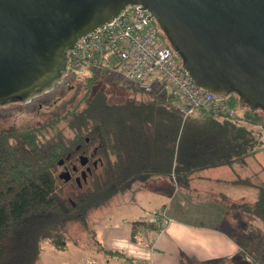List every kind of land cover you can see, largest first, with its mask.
<instances>
[{"label": "trees", "instance_id": "trees-1", "mask_svg": "<svg viewBox=\"0 0 264 264\" xmlns=\"http://www.w3.org/2000/svg\"><path fill=\"white\" fill-rule=\"evenodd\" d=\"M161 32L163 42L171 47ZM176 57L181 61L179 54ZM83 66L89 75L115 69L101 60L95 67L88 63L76 69L66 67L60 78L64 73L79 74ZM162 83L164 92H159L158 85L142 90L134 84L148 97L124 96L118 101L107 99L103 90L77 100V88L69 101L50 113L52 121L42 128L44 136H38V129L0 126V264H34L44 242L64 249L68 226L85 225L91 209L134 183L164 175L187 188L196 172L242 166L263 148L264 109L240 107L238 93L231 91L222 99L231 114L208 103L185 113L187 105ZM90 87L89 82L87 92ZM60 127H66L71 136L65 137ZM83 153H91L88 159L96 160L88 174L89 184L82 183L67 195L58 186L63 177L56 168L69 161L79 165L78 155ZM251 177H237L234 183L253 187L254 201L225 200L229 208L264 223V179ZM146 222L159 228L153 221ZM261 239L245 236L239 245L256 260L262 251Z\"/></svg>", "mask_w": 264, "mask_h": 264}, {"label": "water", "instance_id": "water-1", "mask_svg": "<svg viewBox=\"0 0 264 264\" xmlns=\"http://www.w3.org/2000/svg\"><path fill=\"white\" fill-rule=\"evenodd\" d=\"M133 4L158 22L196 85L264 109V0H0V102L47 88L67 49Z\"/></svg>", "mask_w": 264, "mask_h": 264}, {"label": "crops", "instance_id": "crops-1", "mask_svg": "<svg viewBox=\"0 0 264 264\" xmlns=\"http://www.w3.org/2000/svg\"><path fill=\"white\" fill-rule=\"evenodd\" d=\"M235 165H221L196 172L187 188L175 184L173 188L169 182L159 178L157 182V176H152L144 183H164L166 188H155V194L162 195L165 189L167 198L153 197L159 205L151 204V211L165 208L171 221L159 228L146 222L151 221L152 215L149 218L147 215L149 220H141L140 217L139 220L116 221L99 233V245L90 243L89 248L93 247V251L101 255V264H122L127 258L149 264H264V223L229 208L225 200L252 202L256 198L253 187L234 183L237 178L234 176ZM249 235L262 237L259 260L263 263L241 249L239 240ZM72 242L77 245L76 241ZM70 246L67 242L64 249H57L44 242L37 263H41L43 250L46 249L50 253H54V249L61 253L70 251L76 262L83 258L85 262L90 260L88 264L93 262L92 258L77 250H70Z\"/></svg>", "mask_w": 264, "mask_h": 264}, {"label": "rangeland", "instance_id": "rangeland-1", "mask_svg": "<svg viewBox=\"0 0 264 264\" xmlns=\"http://www.w3.org/2000/svg\"><path fill=\"white\" fill-rule=\"evenodd\" d=\"M69 67V64H67V68ZM84 67L85 66L79 68L78 72L80 73L77 75L75 74V76H72V73H64L61 75L60 81L57 79L59 82L56 80L41 91L34 92L21 99L13 98L8 101L0 102V126L13 127L17 130L25 128L38 129V136H44L42 128L52 121L50 113L56 110L55 108L57 105L69 101L75 94L77 88H79V92L76 94L77 100L83 96L93 94L96 90H103L107 95V99L111 101H118L124 98V96H136L138 98L148 97L143 91H139L141 88L136 90V87H134L136 85L128 82V80L122 79L120 74L116 72V66H114V64H111L110 67H115V71L112 70L109 74H102L98 71L90 72L89 75V71L83 70ZM89 82L91 87L89 92H87ZM154 85H158L159 92H164L166 89L163 88L162 82H152L148 87L142 90H151ZM60 130L64 132L65 137H67V135L71 136L66 127H60ZM45 134L47 135V133ZM235 169V177H245L247 175L251 177L253 174L251 178L255 181L264 179V146L259 152L257 151V153L248 157L242 166L237 163ZM61 171L62 169L56 168L57 174ZM85 176V180H83L79 173L72 174L68 180L62 178L59 179L57 183L68 195L70 191H75L82 183L89 184L88 175ZM76 177L78 180L75 179ZM155 178L157 182L161 179L165 182H169L173 188L175 187V183L173 181L171 182L167 176L158 175ZM157 182L134 183L128 189L114 195L113 198L91 209L86 217L85 225L74 223L72 226H68L66 235L69 237L68 243L71 245L70 250H77L82 255H85V257L92 258L93 262L91 264H101V255L93 251V247L89 248L88 244L97 243L99 245L97 239L99 233L104 230V228H108L115 224L116 221L122 222L124 219L139 220L140 217L141 220L148 219L150 215H152L150 205L154 203L159 205L158 200L153 197L167 198V195H164L165 189L162 190V195L155 194V188H166L164 183L157 184ZM149 212L151 214H148ZM147 215L148 218H146ZM72 241H76L77 245L73 244ZM53 252L54 253H50L47 249L43 250L41 256L42 261L41 263H37L40 253L39 250L34 264H88L90 261L85 262L83 258L81 261L76 262V257H74L70 251L68 253H61V251L54 249ZM259 259L261 260V257H258L256 260L259 263H263Z\"/></svg>", "mask_w": 264, "mask_h": 264}, {"label": "built area", "instance_id": "built-area-1", "mask_svg": "<svg viewBox=\"0 0 264 264\" xmlns=\"http://www.w3.org/2000/svg\"><path fill=\"white\" fill-rule=\"evenodd\" d=\"M114 64L122 79L144 89L152 82L161 81L173 88L187 105L185 113L203 104L228 114L222 99L196 85L182 68L175 52L163 42V35L148 12L139 5H128L111 22L76 43L69 54V66L78 68L83 63L98 65L100 61ZM158 226L171 221L165 208H158L151 218ZM122 264H149L124 261Z\"/></svg>", "mask_w": 264, "mask_h": 264}, {"label": "flooded vegetation", "instance_id": "flooded-vegetation-1", "mask_svg": "<svg viewBox=\"0 0 264 264\" xmlns=\"http://www.w3.org/2000/svg\"><path fill=\"white\" fill-rule=\"evenodd\" d=\"M90 154L88 153H83L78 155V161L79 165L74 164L73 162L69 161L67 164H63V168L61 173H66L71 176V174H78L81 175V172L84 171L85 175H88L91 172V168L95 167L96 165V160H91L90 158L88 159ZM82 157H86L85 160L82 159ZM86 177V176H85ZM85 177L82 178L85 180Z\"/></svg>", "mask_w": 264, "mask_h": 264}, {"label": "bare ground", "instance_id": "bare-ground-1", "mask_svg": "<svg viewBox=\"0 0 264 264\" xmlns=\"http://www.w3.org/2000/svg\"><path fill=\"white\" fill-rule=\"evenodd\" d=\"M93 34V33H92ZM89 35H91V34H89ZM89 35H87V36H89ZM87 36H85V37H87ZM84 38V37H83ZM82 39V38H81ZM80 40V39H79ZM72 49H70V51H71ZM69 51V52H70ZM67 64H69V56H67ZM67 64H66V67H67ZM115 66V65H114ZM65 67V68H66ZM128 82H130V81H128ZM132 83V82H131ZM134 84V83H133ZM46 88V87H45ZM44 89V88H43ZM41 91V90H40Z\"/></svg>", "mask_w": 264, "mask_h": 264}]
</instances>
